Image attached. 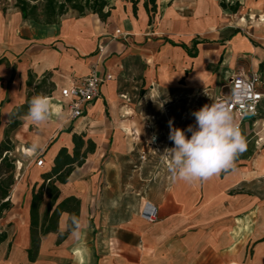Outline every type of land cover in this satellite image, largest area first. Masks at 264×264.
<instances>
[{
  "label": "crops",
  "instance_id": "1",
  "mask_svg": "<svg viewBox=\"0 0 264 264\" xmlns=\"http://www.w3.org/2000/svg\"><path fill=\"white\" fill-rule=\"evenodd\" d=\"M107 1L106 22L69 13L53 26L24 20L15 1L0 2V125L7 128L46 75L54 86L49 119L22 117L11 138L16 184L12 209L0 219L7 235L0 264H264V151H253L249 138V126L264 121L245 118L246 149L232 169L207 180H173L160 157L140 160L153 135L174 147L169 121L177 128L191 106L227 96L235 76L256 73L264 83V0H155L152 25L147 0L136 15L131 0ZM91 75L113 78L73 119L61 92ZM74 134L95 151L58 185V203L80 202L81 228L59 242L69 229L63 213L31 263L33 191L62 149L73 152ZM33 141L42 147L26 156ZM49 204L45 196L41 220ZM147 208L156 212L152 222L143 216Z\"/></svg>",
  "mask_w": 264,
  "mask_h": 264
},
{
  "label": "trees",
  "instance_id": "2",
  "mask_svg": "<svg viewBox=\"0 0 264 264\" xmlns=\"http://www.w3.org/2000/svg\"><path fill=\"white\" fill-rule=\"evenodd\" d=\"M15 7L20 11L24 20L32 21L40 26L58 25L61 19L69 13H75L79 18H84L88 14L97 15L106 22L111 16L110 4L107 0H14ZM141 0H131L133 13L136 15L137 6ZM151 6V7H150ZM145 8L150 16V25L153 24V16L157 12L155 0H147ZM235 12L237 9L232 8ZM50 75H46L36 86L33 93H29L25 104L14 109L10 115V122L5 129L4 138L0 142V219L12 209L11 191L16 184V159L13 157L15 145L11 139L12 133L17 131L22 125L21 118L27 117L30 101L35 96L50 97L53 93V84L49 83ZM30 88L33 87L32 79L28 82ZM85 135H73L74 149L69 153L67 149H62L57 155L54 166L49 173L42 176L43 184L38 190L33 191L30 208V235L31 247L27 251L28 260L35 263L39 254L42 237L50 233L58 232L59 219L63 213L71 216L75 215L79 219L80 202L76 198H68L58 203L60 189L58 185L68 182L76 167H81L88 154L94 153L95 144L84 140ZM87 145L86 150H84ZM50 200L43 219L40 217V208L44 197ZM71 221L66 234L60 235L59 242L65 240L71 233ZM7 240L6 233L0 234V245Z\"/></svg>",
  "mask_w": 264,
  "mask_h": 264
},
{
  "label": "clouds",
  "instance_id": "3",
  "mask_svg": "<svg viewBox=\"0 0 264 264\" xmlns=\"http://www.w3.org/2000/svg\"><path fill=\"white\" fill-rule=\"evenodd\" d=\"M233 100H239V90L234 89ZM51 104L45 96H35L30 101L27 118L40 124L49 119ZM196 127L189 125L185 130L172 126L169 121V140L174 147L166 148L161 154L168 172L173 180L187 183L207 180L215 175L232 169L238 153L246 149V141L236 125L228 104L213 102L204 105L192 113ZM39 141H33L25 150L26 156H32L41 149ZM70 228L73 235H78L81 228L80 220L70 217Z\"/></svg>",
  "mask_w": 264,
  "mask_h": 264
},
{
  "label": "built area",
  "instance_id": "4",
  "mask_svg": "<svg viewBox=\"0 0 264 264\" xmlns=\"http://www.w3.org/2000/svg\"><path fill=\"white\" fill-rule=\"evenodd\" d=\"M111 75L104 78L96 75H91L84 78L79 83L72 85L69 88L63 89L61 95L64 99L70 101L69 109L73 119L80 118L83 115V108L99 98L102 85L112 80ZM234 89L239 90L240 99L233 100L232 93ZM215 102L228 104L233 117L238 120L237 126L240 128L241 123L249 115L257 117L259 115L262 104L264 103V83L259 74H239L235 76L229 87V94L216 99ZM166 148H171V145L164 144L158 135H153L147 144V150L140 155L141 162H147L150 156H158L162 160ZM166 165V164H165ZM36 166L43 168L45 162L43 159H37ZM143 216L148 221H153L156 217L154 209H146Z\"/></svg>",
  "mask_w": 264,
  "mask_h": 264
},
{
  "label": "rangeland",
  "instance_id": "5",
  "mask_svg": "<svg viewBox=\"0 0 264 264\" xmlns=\"http://www.w3.org/2000/svg\"><path fill=\"white\" fill-rule=\"evenodd\" d=\"M0 2H2L3 4L6 5H11L12 2H14L13 0H0ZM206 102V101H205ZM58 104V102H55ZM208 105V103L205 104H198V105H194L193 107L191 106L190 108H188L187 110V115L185 120H182L180 123H178V127L182 130H185L186 135L190 138L191 133L187 132V128L189 125H192L193 128L196 127V120L194 115H192V113H194L195 111L200 110L204 105ZM210 105V104H209ZM179 114H177L178 116ZM258 120H262L264 121V103L262 104V107L260 109L259 115L257 117ZM245 123L242 122V125H244ZM251 129V134L249 136L250 139H252V147H253V151H264V126L255 123L254 125H250L249 126ZM258 128V133L261 135L259 136L256 132H254L255 129ZM5 128L3 125H0V130L3 131ZM157 130H161L163 131L164 129L161 127V125L159 127H157ZM166 130V129H165ZM5 131V130H4ZM166 133H168V130L165 131ZM164 135V134H163ZM168 135V134H167ZM13 137V133L11 135V138Z\"/></svg>",
  "mask_w": 264,
  "mask_h": 264
},
{
  "label": "water",
  "instance_id": "6",
  "mask_svg": "<svg viewBox=\"0 0 264 264\" xmlns=\"http://www.w3.org/2000/svg\"><path fill=\"white\" fill-rule=\"evenodd\" d=\"M253 119H254V116H252V115H249L246 117V120H253Z\"/></svg>",
  "mask_w": 264,
  "mask_h": 264
}]
</instances>
